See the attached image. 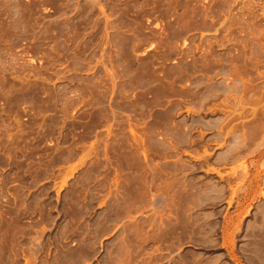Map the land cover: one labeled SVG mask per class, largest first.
Segmentation results:
<instances>
[{
    "label": "rangeland",
    "instance_id": "obj_1",
    "mask_svg": "<svg viewBox=\"0 0 264 264\" xmlns=\"http://www.w3.org/2000/svg\"><path fill=\"white\" fill-rule=\"evenodd\" d=\"M0 264H264V0H0Z\"/></svg>",
    "mask_w": 264,
    "mask_h": 264
},
{
    "label": "crops",
    "instance_id": "obj_2",
    "mask_svg": "<svg viewBox=\"0 0 264 264\" xmlns=\"http://www.w3.org/2000/svg\"><path fill=\"white\" fill-rule=\"evenodd\" d=\"M252 189H253V183H252V181H249L247 184V192H251Z\"/></svg>",
    "mask_w": 264,
    "mask_h": 264
}]
</instances>
